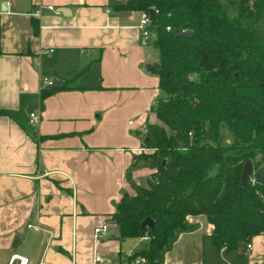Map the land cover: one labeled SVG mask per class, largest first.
<instances>
[{
  "label": "crops",
  "instance_id": "0c3cea01",
  "mask_svg": "<svg viewBox=\"0 0 264 264\" xmlns=\"http://www.w3.org/2000/svg\"><path fill=\"white\" fill-rule=\"evenodd\" d=\"M119 3L38 0L36 16L30 0H0V109L11 113L0 115V264L14 255L11 264H94L96 255L99 264H147L127 260L144 237L108 235L117 203L152 172L134 157L158 93L139 13ZM61 77L72 88L41 99L43 80L60 86ZM186 222L156 264H239L236 252L213 247L205 215ZM104 223L108 232L94 238ZM248 244L241 264H264V232Z\"/></svg>",
  "mask_w": 264,
  "mask_h": 264
},
{
  "label": "trees",
  "instance_id": "16d2710c",
  "mask_svg": "<svg viewBox=\"0 0 264 264\" xmlns=\"http://www.w3.org/2000/svg\"><path fill=\"white\" fill-rule=\"evenodd\" d=\"M114 9L156 10L149 28L160 96L151 110L161 125L146 123L134 157L152 172L112 214L118 239L148 238L127 260L159 261L176 232L191 228L186 216L203 214L213 247L241 264L250 238L264 232V0H125ZM62 79L41 99L72 88ZM246 160L262 182L240 185ZM145 217L152 229L140 228Z\"/></svg>",
  "mask_w": 264,
  "mask_h": 264
},
{
  "label": "built area",
  "instance_id": "2783aa9c",
  "mask_svg": "<svg viewBox=\"0 0 264 264\" xmlns=\"http://www.w3.org/2000/svg\"><path fill=\"white\" fill-rule=\"evenodd\" d=\"M34 5H35V9H34V14L36 16H39L40 13H41V5L38 4V0H30ZM47 9L49 10H54V6L53 5H48L47 6ZM156 10H153V13H155ZM149 17H148V12H140L139 13V18H138V22L136 24V27L139 29L140 31V35H141V44H146L147 41L149 39H151V30L149 28ZM166 29H168V27H166ZM182 31V30H181ZM53 81H50L48 79H44L43 80V84L44 85H50L52 84ZM30 116V119H29V122L31 124H37L38 123V120H39V115L37 112H31L29 114ZM247 180H250V182H254L255 180V176L251 173L248 177ZM109 230V225H107L106 223L100 225V226H97L94 228L93 230V235H94V238L98 239L101 235L107 233ZM147 238V237H146ZM245 247L247 249L250 248V244H246ZM15 257H17L16 255L12 256L11 260H10V264L11 262L15 259ZM19 259V264H26L27 263V258H23V257H18ZM137 259H141L144 261L143 258H137ZM103 261V259L101 258V256L99 255H96L95 256V259H94V264H99ZM136 261V260H135ZM133 261V262H135Z\"/></svg>",
  "mask_w": 264,
  "mask_h": 264
},
{
  "label": "water",
  "instance_id": "95a60500",
  "mask_svg": "<svg viewBox=\"0 0 264 264\" xmlns=\"http://www.w3.org/2000/svg\"><path fill=\"white\" fill-rule=\"evenodd\" d=\"M2 9H4V5L2 6ZM66 8L65 7H60L59 11L62 12V13H66ZM152 16H153V9H149L148 10V17H149V20L152 19ZM192 33L190 30H182V31H179L177 33V36H190ZM149 70H151V68H149ZM61 83V81H54L52 82V84L48 85L47 87L50 88V87H53V86H57ZM261 168H257L255 170L252 169V165H251V162L249 160H246L243 165H242V168H241V172H240V185H245L246 182H247V179L249 177V175L252 173L255 178L259 181V182H262V179H261ZM143 227H147L149 229H152L153 228V221L149 218V217H145L141 222H140V228L142 229ZM109 236H115V237H118L119 236V231H118V228L116 226L112 227L109 231ZM238 248H239V251H242V245L241 243H238ZM156 264V262L154 263Z\"/></svg>",
  "mask_w": 264,
  "mask_h": 264
},
{
  "label": "rangeland",
  "instance_id": "374dc122",
  "mask_svg": "<svg viewBox=\"0 0 264 264\" xmlns=\"http://www.w3.org/2000/svg\"><path fill=\"white\" fill-rule=\"evenodd\" d=\"M121 1V0H120ZM124 0H122V2H123ZM148 43H149V45L146 47V54H147V59H148V61H154V60H156V58H157V53H156V49H155V47L153 46V44H151V39H149L148 40ZM160 96V92H159V90H158V93H157V97H159ZM149 119L151 120V122H155L156 124H159V125H161V123L155 118V115H154V111H152L151 113H150V116H149ZM142 237H144L146 240H148V238H146V235H144V236H142ZM146 243V241H143L142 242V244L144 245Z\"/></svg>",
  "mask_w": 264,
  "mask_h": 264
}]
</instances>
